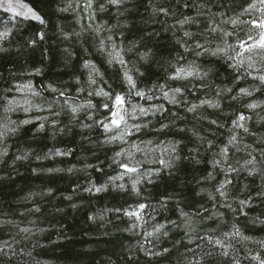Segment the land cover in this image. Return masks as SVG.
<instances>
[{
    "label": "trees",
    "instance_id": "16d2710c",
    "mask_svg": "<svg viewBox=\"0 0 264 264\" xmlns=\"http://www.w3.org/2000/svg\"><path fill=\"white\" fill-rule=\"evenodd\" d=\"M21 1L39 19L0 7V264H264V49L239 46L264 4Z\"/></svg>",
    "mask_w": 264,
    "mask_h": 264
},
{
    "label": "snow or ice",
    "instance_id": "6c2138e0",
    "mask_svg": "<svg viewBox=\"0 0 264 264\" xmlns=\"http://www.w3.org/2000/svg\"><path fill=\"white\" fill-rule=\"evenodd\" d=\"M111 2H112V3H119V0H111ZM260 2H261L262 4H264V0H260ZM8 7H9V10H11V7H12L11 4H9ZM250 7H254V5H250ZM29 12L31 13V9H29ZM32 15H33L36 19H39V17L36 16L35 13H32ZM232 23L235 24L236 21H232ZM251 23H252L255 27H258L259 29H261V32H260V39H259L258 41H254L253 44H248V45H247V48L245 47V42H241L239 46H240V48L243 49V50H247V49H251V48H255V47H259V48H261V49H264V19H261L259 22L253 20ZM185 35H188V33H185ZM225 35H230V33H225ZM249 39H253V38H252V37H249ZM217 51H223V49H218ZM214 54H215V53H214ZM237 55H241V53H237ZM229 58L231 59L232 57H229ZM240 63L243 64V61H240ZM249 67H253V65H252V64H249ZM179 73H183V74H185V75H187V76H191V75L193 74L192 71H186L185 69H179V70H178V77H177V78H179ZM128 79H129V83H132V81H131V77H128ZM260 79H261L262 81H264V76H260ZM133 87H134V85H133ZM174 91L177 92V93H179L181 90H180L179 88H177V89H175ZM241 92L247 94V93H246V90H244V89H241ZM98 94H99V93H98ZM104 95H108V94H107V93H104ZM137 95H141V96H142L143 93H141V92H137ZM164 95H165V98H167L168 93H165ZM115 101H116V104H117V105H122V104H123V98H122L121 96H119V95H117V96L115 97ZM172 102H175V101H174V98H173V101H172ZM105 107H107V105H105ZM250 107H254V105H250ZM190 110H191V109H190ZM73 111H75V109H73ZM140 112L143 114V113L145 112V109L140 108ZM112 116H113V119H112L111 122H110L111 125L115 126L116 128H119V127L121 126V123H123V124L125 125V134H126V133H127V128H126L127 121L125 120V117H124V115L122 114V112H120V111L113 112V113H112ZM133 118H134V117H133ZM239 119H240V120H243V119H245V118H244L243 116H240ZM241 126H242V125H241ZM104 127H105L106 130L109 129V125H108V124H105ZM124 167H125V168H128L127 165H124ZM128 171H135V169H133V168H128ZM97 191H100V189H97ZM242 203H243V202H242ZM140 207L143 208L144 205H140ZM216 243H217V244H220V241H216Z\"/></svg>",
    "mask_w": 264,
    "mask_h": 264
},
{
    "label": "rangeland",
    "instance_id": "374dc122",
    "mask_svg": "<svg viewBox=\"0 0 264 264\" xmlns=\"http://www.w3.org/2000/svg\"><path fill=\"white\" fill-rule=\"evenodd\" d=\"M11 4V10H9V7L8 5ZM0 7L10 11V12H13L15 14H18V15H21L23 17H34L32 15V13H34L32 10H31V13L29 12V7L24 3L22 2L21 0H0ZM260 39V37H256L254 39H252V41H249L247 44H253L254 41H258ZM152 161V160H151ZM154 165V162H149V166H153Z\"/></svg>",
    "mask_w": 264,
    "mask_h": 264
},
{
    "label": "water",
    "instance_id": "95a60500",
    "mask_svg": "<svg viewBox=\"0 0 264 264\" xmlns=\"http://www.w3.org/2000/svg\"><path fill=\"white\" fill-rule=\"evenodd\" d=\"M117 111L123 112V105H118V106L115 108V112H117Z\"/></svg>",
    "mask_w": 264,
    "mask_h": 264
}]
</instances>
